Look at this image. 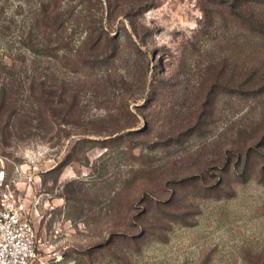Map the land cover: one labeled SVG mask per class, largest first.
<instances>
[{
	"label": "rangeland",
	"instance_id": "374dc122",
	"mask_svg": "<svg viewBox=\"0 0 264 264\" xmlns=\"http://www.w3.org/2000/svg\"><path fill=\"white\" fill-rule=\"evenodd\" d=\"M211 1L0 0V199L32 264H264V82L239 63L264 39L212 30Z\"/></svg>",
	"mask_w": 264,
	"mask_h": 264
},
{
	"label": "trees",
	"instance_id": "16d2710c",
	"mask_svg": "<svg viewBox=\"0 0 264 264\" xmlns=\"http://www.w3.org/2000/svg\"><path fill=\"white\" fill-rule=\"evenodd\" d=\"M213 4L219 9L215 11V13L213 11H210V28L212 30H214V27H236L237 29L242 30L243 34L246 36L244 42L245 44H248L247 46L250 45V41L261 40L262 38L264 39V0H212L210 2V5ZM204 17L209 18L207 11H204ZM102 21L103 19L101 20V22ZM100 31L102 35L105 36L107 39H110L111 41L114 40L111 39L110 33L106 32L108 31L107 28L105 29V27L102 26ZM26 49L34 56L37 55L39 52L35 51V48L32 45L27 46ZM57 51L58 53L61 52V57L60 55L55 57L49 55L44 56L52 59L57 63H60L62 67L70 66V60L67 55V49L64 47L63 44ZM246 52L248 53L245 54L243 61L239 63H242L241 67H244L246 76L249 77L247 78L248 82H255L256 86L260 85L264 82V73H261L262 69L264 68V61L260 62L258 60V48H252L250 51L247 49ZM111 58H113V56ZM76 63V68H81L82 70L87 69L92 71L96 70L97 68H102V63H80L77 60ZM39 85V89L43 92H45L47 88H50V86H48L49 81L41 82Z\"/></svg>",
	"mask_w": 264,
	"mask_h": 264
},
{
	"label": "built area",
	"instance_id": "2783aa9c",
	"mask_svg": "<svg viewBox=\"0 0 264 264\" xmlns=\"http://www.w3.org/2000/svg\"><path fill=\"white\" fill-rule=\"evenodd\" d=\"M42 243L26 203L10 191L0 199V264H32Z\"/></svg>",
	"mask_w": 264,
	"mask_h": 264
}]
</instances>
